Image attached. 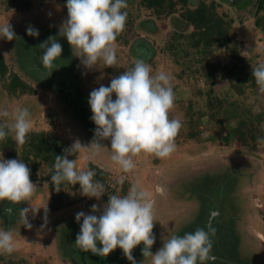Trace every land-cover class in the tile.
Masks as SVG:
<instances>
[{
	"label": "rangeland",
	"instance_id": "1",
	"mask_svg": "<svg viewBox=\"0 0 264 264\" xmlns=\"http://www.w3.org/2000/svg\"><path fill=\"white\" fill-rule=\"evenodd\" d=\"M211 1L216 4L218 16L231 22L230 41L214 42L207 55L190 47L187 39L173 35L188 36L192 31L178 12L157 16L141 0H127V8L121 10L127 13L125 28L114 43L116 63L106 67L101 60L87 68L76 57V49L59 35L67 19V0H16L18 4H30L25 11L0 0V26L8 22L16 34L12 41L0 38V56L11 74H17L34 89L33 93L11 94L7 92L10 76L0 78V112L9 113L0 116L5 131L14 122L15 110L28 108L32 121L28 134L56 142L64 155L76 140L88 146L96 129L89 94L100 85H110L113 77L134 65L140 58L134 46L140 40L149 44L152 55L147 62L139 60L151 65L153 75L164 71L171 76L175 102L169 118L182 124L174 152L165 158L144 152L132 156L135 167L128 173L111 160L110 140L100 141L109 150L95 157L83 150L68 155V159L76 160L78 171L91 169L96 176L105 174L102 183L106 191L99 200L82 195L78 184L62 182L57 191L51 182L54 163L40 158L34 167V157H30L26 164L37 188L31 199L20 204L0 201V229L12 232L15 245L11 254L0 250V264H130L119 248L108 254V259L76 246L82 219L77 222L75 215L81 211L92 214L93 204L102 208L109 195H126L133 185L146 189L153 203V254L173 235L183 236L197 228L207 231L210 226L214 229L209 233L211 253L216 259L205 264H264V91L245 79L254 78L252 68L264 64V32L255 25V0L236 5L204 0L206 4ZM25 25L37 29L39 35H27ZM49 37L62 45L63 57L56 58L51 68L34 72L38 77L44 74L49 87L62 88L60 96L45 90L23 70L34 69L36 62H41L44 49L39 45ZM67 53L73 56L77 72L75 77L69 72L64 79V67L71 66L65 62ZM112 98L115 100V95ZM226 134H230L227 141L223 140ZM7 137L15 142L14 133L9 132ZM21 150L17 144L15 156L5 149L0 155L5 160L22 161ZM23 208L30 209L27 220L31 228L23 225ZM31 208L37 209L35 213ZM143 247L141 243L132 250L136 264H150L151 258L142 255Z\"/></svg>",
	"mask_w": 264,
	"mask_h": 264
},
{
	"label": "clouds",
	"instance_id": "2",
	"mask_svg": "<svg viewBox=\"0 0 264 264\" xmlns=\"http://www.w3.org/2000/svg\"><path fill=\"white\" fill-rule=\"evenodd\" d=\"M127 6V0H67V19L61 24L59 35L66 38L71 49H76V57L85 67L92 68L101 60L106 67L116 63L114 43L125 28L127 13L121 10ZM26 34L37 37L39 31L29 26ZM0 38L16 39L8 22L0 26ZM39 46L44 49L43 66L51 68L53 61L61 56L62 45L55 37H49ZM152 73L151 65L138 59L133 67L113 77L110 85H100L90 92L88 104L91 120L96 125L94 138L86 147L76 140L65 155H56L51 182L57 191L62 182H68L72 186L78 184L80 193L89 198L99 200L105 194L106 186L95 179L94 170L78 171L76 160L68 159V155L81 150L89 157L109 150L101 140H110L111 160L123 173L135 167L131 157L141 152L165 158L175 151V137L182 124L178 119L169 118L175 102L172 78L164 71ZM252 77L264 91V64L252 68ZM8 115L7 110L0 112V116ZM7 127L8 132L0 126V140L11 132L17 144L26 143L32 128L29 109L17 108L14 122ZM36 189L26 163L19 159L5 160L0 155V201L20 204L30 200ZM36 210L31 208L33 213ZM8 211L10 213L11 209ZM29 211V208L20 209L27 228L32 227L27 220ZM91 213L81 211L75 215V220L82 219V223L74 243L84 252L106 257L119 248L130 264H136L132 250L142 243V255L151 258L150 264H205L216 259L211 253L209 233L214 229L210 226L207 231L197 228L183 236L173 235L153 254L150 250L155 243L153 203L150 193L137 185L131 186L126 195H109L102 208L93 204ZM14 248L12 232L0 229V250L11 254Z\"/></svg>",
	"mask_w": 264,
	"mask_h": 264
},
{
	"label": "trees",
	"instance_id": "3",
	"mask_svg": "<svg viewBox=\"0 0 264 264\" xmlns=\"http://www.w3.org/2000/svg\"><path fill=\"white\" fill-rule=\"evenodd\" d=\"M9 3L13 4V8L19 11H25L30 8V4H18L15 1L16 0H8ZM251 0H248V2ZM18 4V6H16ZM141 4H143L144 7H146L149 10H152L157 16H172L175 13H179V18L183 22V24L188 25L191 27L192 31L188 36L185 35H178L173 34L176 36V38L187 39V43L190 47H193L196 50H199L201 54L207 55L209 48L213 45L214 42L226 44L230 41L229 33H228V25H230V21L225 22L224 18L225 16H218V13L216 12V4L211 1L209 4H206L204 0H141ZM189 4H192L193 6H189ZM255 14L257 17L255 21V25L258 27H261V29L264 32V0H255ZM182 7V8H178ZM181 11L179 12L178 10ZM27 26V25H25ZM28 27V26H27ZM175 39V38H174ZM134 46V52L135 54L140 57L139 59H143L146 62L150 60V57L152 55V49L149 46V44L143 40H140L139 42H136ZM171 47H175V45H171ZM63 57V56H61ZM65 62H69L71 66L64 67L66 70L63 72H67L66 75L62 74V77H65L64 79H67L68 73H74L76 71L75 65L73 62V56L69 53L65 56ZM238 59V56L235 57ZM17 62V60H15ZM22 65H24L23 61H20ZM42 64V60L37 61L34 69H23L26 73V75L31 76L33 79H35V82L41 83V86L45 88V90L49 91L53 94H58L60 96L62 88L58 87H49L46 83L48 81H45L46 77L44 74L40 73V76L38 77L37 73L34 71H45V67L40 64ZM132 65L131 67H133ZM235 69V68H234ZM243 69V68H241ZM77 72V71H76ZM123 73V72H122ZM232 73V70L231 72ZM7 75L10 76L8 84H7V92L11 94L16 93H33L34 89L30 87V85L21 80L17 74H11L9 72V69L7 65L5 64L3 58L0 56V78L3 79ZM55 75H52L54 77ZM59 73L56 75V79H58ZM75 79V78H74ZM231 79V78H230ZM245 79H250L251 85L255 86L256 83L253 81L254 78H251V76H245ZM77 80V78L75 79ZM239 80V79H238ZM55 81V80H54ZM58 81V80H56ZM240 82V80H239ZM234 88L236 86H233ZM67 89L68 85H67ZM237 90V93H241L242 90H239L238 88H235ZM64 100V97H61ZM67 108V107H66ZM69 110V109H68ZM241 123H244L241 122ZM8 131V129L6 130ZM192 136V133L190 134ZM230 138V134H226L223 137V140L227 141ZM253 139V136L251 137ZM0 151L9 150L12 156H15L14 150L16 149V143L11 139V137H5L1 141ZM21 147V155H22V162L27 163L30 157H34L33 160V166L36 167L35 160L37 159H44L46 162L49 161L50 163H55V157L56 155H64L57 147L56 142H52L48 139H45L43 136L39 134H27L26 136V143L23 145H19ZM34 171H36L34 169ZM54 174V171L51 172V175ZM98 174L95 179L99 180L100 182H103L105 178V174ZM33 178V175L30 173V179ZM119 252V251H118ZM116 252V253H118ZM122 254V253H118ZM90 256V255H89ZM97 256V255H96ZM103 257V256H102ZM116 257V255H115ZM108 258V257H104ZM103 258V259H104ZM109 259V258H108ZM117 260V258H116Z\"/></svg>",
	"mask_w": 264,
	"mask_h": 264
},
{
	"label": "flooded vegetation",
	"instance_id": "4",
	"mask_svg": "<svg viewBox=\"0 0 264 264\" xmlns=\"http://www.w3.org/2000/svg\"><path fill=\"white\" fill-rule=\"evenodd\" d=\"M222 1H224V2H226V3H232V4H234V5H236V4H240L241 3V0H232V1H229V0H222Z\"/></svg>",
	"mask_w": 264,
	"mask_h": 264
},
{
	"label": "water",
	"instance_id": "5",
	"mask_svg": "<svg viewBox=\"0 0 264 264\" xmlns=\"http://www.w3.org/2000/svg\"><path fill=\"white\" fill-rule=\"evenodd\" d=\"M229 1H232V0H229ZM241 1H246V0H241Z\"/></svg>",
	"mask_w": 264,
	"mask_h": 264
}]
</instances>
